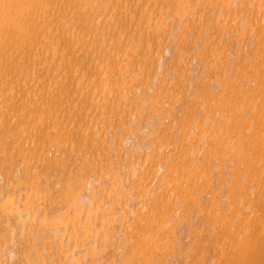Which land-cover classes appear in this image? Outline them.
Listing matches in <instances>:
<instances>
[{
  "label": "bare ground",
  "instance_id": "1",
  "mask_svg": "<svg viewBox=\"0 0 264 264\" xmlns=\"http://www.w3.org/2000/svg\"><path fill=\"white\" fill-rule=\"evenodd\" d=\"M0 264H264V0H0Z\"/></svg>",
  "mask_w": 264,
  "mask_h": 264
}]
</instances>
